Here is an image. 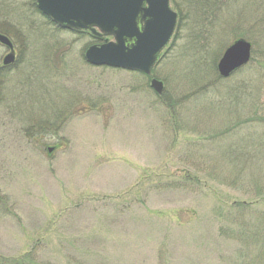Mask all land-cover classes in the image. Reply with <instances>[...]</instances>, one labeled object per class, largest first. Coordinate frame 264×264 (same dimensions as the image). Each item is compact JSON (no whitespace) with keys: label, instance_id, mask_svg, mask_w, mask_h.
<instances>
[{"label":"rangeland","instance_id":"374dc122","mask_svg":"<svg viewBox=\"0 0 264 264\" xmlns=\"http://www.w3.org/2000/svg\"><path fill=\"white\" fill-rule=\"evenodd\" d=\"M170 7L147 76L90 65L105 37L0 0L15 53L0 75V264H264V0ZM239 39L250 62L220 77Z\"/></svg>","mask_w":264,"mask_h":264},{"label":"water","instance_id":"95a60500","mask_svg":"<svg viewBox=\"0 0 264 264\" xmlns=\"http://www.w3.org/2000/svg\"><path fill=\"white\" fill-rule=\"evenodd\" d=\"M36 8L61 29L90 31L95 36L112 37L90 46L84 59L92 66L135 70L150 75L160 52L172 37L177 13L169 0H34ZM0 43L11 50L4 59H14L12 43L0 34ZM251 46L236 40L222 53L217 63L220 77H228L250 59ZM150 87L158 94L163 83L155 78ZM51 151V148L49 149Z\"/></svg>","mask_w":264,"mask_h":264},{"label":"flooded vegetation","instance_id":"af4514ba","mask_svg":"<svg viewBox=\"0 0 264 264\" xmlns=\"http://www.w3.org/2000/svg\"><path fill=\"white\" fill-rule=\"evenodd\" d=\"M1 33V32H0ZM1 45V44H0ZM15 61V55H14V59L10 64H4L3 63V59L1 60V64H0V75L2 76L4 74V70H6L8 68L9 65L13 64Z\"/></svg>","mask_w":264,"mask_h":264}]
</instances>
